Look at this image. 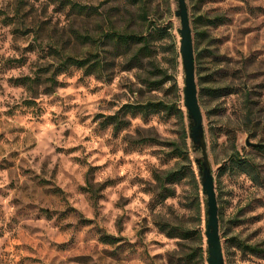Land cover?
<instances>
[{
	"label": "rangeland",
	"instance_id": "374dc122",
	"mask_svg": "<svg viewBox=\"0 0 264 264\" xmlns=\"http://www.w3.org/2000/svg\"><path fill=\"white\" fill-rule=\"evenodd\" d=\"M185 3L224 264H264V0ZM175 9L176 0H0V264H207ZM111 25L158 29L161 72L150 75L147 58L115 71L108 41L102 76L49 65L54 48L95 50L74 31L97 41ZM35 75L32 87L14 82ZM147 102L166 108L120 113L117 130L108 120ZM168 170L180 179L161 200L157 175ZM157 221L190 236H168Z\"/></svg>",
	"mask_w": 264,
	"mask_h": 264
},
{
	"label": "trees",
	"instance_id": "16d2710c",
	"mask_svg": "<svg viewBox=\"0 0 264 264\" xmlns=\"http://www.w3.org/2000/svg\"><path fill=\"white\" fill-rule=\"evenodd\" d=\"M77 7L79 10L82 8L81 5L72 4V8ZM139 17L141 20L146 19V11L144 5L142 8L139 9ZM147 30V29H146ZM160 30V29H159ZM162 31L165 29L162 28ZM158 32V29L154 28L153 33ZM153 33H147V31H138V32H128L125 30H119L113 25L109 26L107 31L103 33L102 36L98 38L96 41L90 35H82L77 31L73 32V37L75 41L78 42H88L90 45H95V50L89 52L87 55L81 56L78 54H70L69 52L63 53L59 49H53L51 53L50 63L49 65L55 67L57 70L60 68H67L69 66H76L78 68L84 69L86 74H96L97 76H102L103 72L105 71V51L99 50V47L104 41H108L111 45V50L109 53L112 56V66L115 68V71L120 70H131L137 69L143 66V58H147L148 64L151 66V70L149 74H155L159 71V68L156 64V55L157 49L154 47L151 39L153 38ZM138 46L135 49H131L134 46ZM103 49V48H102ZM130 50H133L130 52ZM174 57H178V52L176 49H173ZM112 72V71H111ZM39 77L35 75L34 77L24 76L20 78H15L14 82L16 84H23L28 87H32ZM149 78L146 79V86H151L154 84H159V81H148ZM162 79L161 81H163ZM49 82V85L46 87V91L49 92L52 90L53 87L56 85L55 73H50V75L46 79ZM158 107L166 108V104L162 102H147L145 104L141 103H127L120 107V109L113 115L108 117L113 124V128L115 130L118 129L119 125V115L120 113L131 112V113H141L147 114L149 111L155 110ZM260 143H254L251 146H260ZM180 179V174L176 170H168L163 172L161 175H157V185H158V195L161 200L171 196L173 194V190L171 185ZM206 207H205V200H204V216H205V223H206ZM219 221V216H218ZM158 229L164 231L168 236H173L174 234H178L182 238H187L190 236V233L179 227L180 231L175 233L174 231L178 230L176 227H172L169 223L164 221H157ZM201 238V235H200ZM242 249H246L250 252H258V248L256 246L251 245H241ZM203 252L206 250L200 249V258L203 259ZM196 252L192 249L188 254L186 259L194 258Z\"/></svg>",
	"mask_w": 264,
	"mask_h": 264
},
{
	"label": "water",
	"instance_id": "95a60500",
	"mask_svg": "<svg viewBox=\"0 0 264 264\" xmlns=\"http://www.w3.org/2000/svg\"><path fill=\"white\" fill-rule=\"evenodd\" d=\"M174 16L179 20L177 33L179 35V54L184 74L183 78V105L189 121L188 137L194 151L200 153L194 162L197 166L201 193L205 196L206 223L204 236L206 241V263L224 264L221 242L219 237L218 207L214 190L213 176L210 169L206 142L202 126V115L197 100V91L194 73V54L191 28L185 0H176ZM246 145L254 143L245 141Z\"/></svg>",
	"mask_w": 264,
	"mask_h": 264
}]
</instances>
